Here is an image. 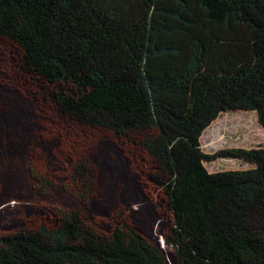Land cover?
Instances as JSON below:
<instances>
[{
  "label": "trees",
  "instance_id": "1",
  "mask_svg": "<svg viewBox=\"0 0 264 264\" xmlns=\"http://www.w3.org/2000/svg\"><path fill=\"white\" fill-rule=\"evenodd\" d=\"M0 36L61 122L140 134L177 264H264V147L206 154L199 142L221 112H253L264 126V0H0ZM219 156L251 167L208 172L203 161ZM90 176L71 168L83 198ZM0 264L167 260L126 223L102 234L68 211L54 227L1 234Z\"/></svg>",
  "mask_w": 264,
  "mask_h": 264
},
{
  "label": "rangeland",
  "instance_id": "2",
  "mask_svg": "<svg viewBox=\"0 0 264 264\" xmlns=\"http://www.w3.org/2000/svg\"><path fill=\"white\" fill-rule=\"evenodd\" d=\"M21 52L0 36V235L21 227H54L62 212L78 211L86 224L108 234L117 224L135 228L177 264L164 243L172 225L164 191L148 175L155 162L140 134L117 138L90 126L61 122L40 84L21 71ZM206 154L264 147V126L253 112H221L201 133ZM75 163L90 169L92 190L83 198L70 179ZM208 172L251 167L238 158L203 161Z\"/></svg>",
  "mask_w": 264,
  "mask_h": 264
},
{
  "label": "flooded vegetation",
  "instance_id": "3",
  "mask_svg": "<svg viewBox=\"0 0 264 264\" xmlns=\"http://www.w3.org/2000/svg\"><path fill=\"white\" fill-rule=\"evenodd\" d=\"M20 68V67H19Z\"/></svg>",
  "mask_w": 264,
  "mask_h": 264
}]
</instances>
